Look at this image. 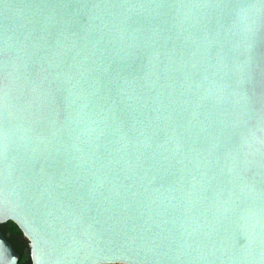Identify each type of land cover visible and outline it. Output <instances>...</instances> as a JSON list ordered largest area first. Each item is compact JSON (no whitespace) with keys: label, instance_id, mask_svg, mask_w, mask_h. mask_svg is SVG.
<instances>
[{"label":"water","instance_id":"obj_1","mask_svg":"<svg viewBox=\"0 0 264 264\" xmlns=\"http://www.w3.org/2000/svg\"><path fill=\"white\" fill-rule=\"evenodd\" d=\"M8 222L30 264H264V0H0Z\"/></svg>","mask_w":264,"mask_h":264},{"label":"trees","instance_id":"obj_2","mask_svg":"<svg viewBox=\"0 0 264 264\" xmlns=\"http://www.w3.org/2000/svg\"><path fill=\"white\" fill-rule=\"evenodd\" d=\"M0 231L11 244L13 250L19 255L18 264H30L27 245L25 240L22 239L18 228L11 222H8L0 225Z\"/></svg>","mask_w":264,"mask_h":264}]
</instances>
